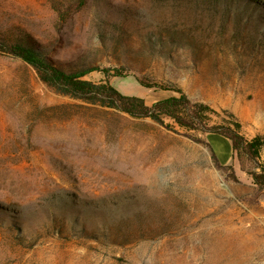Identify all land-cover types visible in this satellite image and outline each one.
<instances>
[{
    "label": "rangeland",
    "instance_id": "obj_1",
    "mask_svg": "<svg viewBox=\"0 0 264 264\" xmlns=\"http://www.w3.org/2000/svg\"><path fill=\"white\" fill-rule=\"evenodd\" d=\"M0 35L149 105L210 108L163 125L0 54V264H264V0H0Z\"/></svg>",
    "mask_w": 264,
    "mask_h": 264
},
{
    "label": "trees",
    "instance_id": "obj_2",
    "mask_svg": "<svg viewBox=\"0 0 264 264\" xmlns=\"http://www.w3.org/2000/svg\"><path fill=\"white\" fill-rule=\"evenodd\" d=\"M0 54L14 56L30 64L43 82L61 94L87 103L117 109L134 117L151 118L163 125H165L164 118L170 117L181 126L194 128L199 124L197 122L199 108L210 109L203 104L193 103L182 91L179 96L164 98L149 105L142 97L123 94L108 81L93 82L85 79V75L94 68H63L47 58L40 48L23 39H9L0 35ZM210 132L229 138L233 150L244 145V137L237 130L215 129ZM258 144L260 140L255 139L248 142L246 147L251 150ZM214 155L217 158L215 153ZM253 177L257 183H264L259 174L253 173Z\"/></svg>",
    "mask_w": 264,
    "mask_h": 264
},
{
    "label": "crops",
    "instance_id": "obj_3",
    "mask_svg": "<svg viewBox=\"0 0 264 264\" xmlns=\"http://www.w3.org/2000/svg\"><path fill=\"white\" fill-rule=\"evenodd\" d=\"M217 133H212L210 136H222V135H216ZM226 138V137H225ZM228 139V141H229V143H227V146H229L230 147V149H231V154L233 153V146H232V141L229 139V138H227ZM216 156H217V154H216ZM225 157V159L224 160H222L223 162H225V163H227V162H229V159L230 158H228L227 156H224ZM217 158H218V156H217ZM218 160L220 161V159L218 158Z\"/></svg>",
    "mask_w": 264,
    "mask_h": 264
}]
</instances>
